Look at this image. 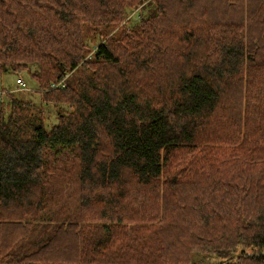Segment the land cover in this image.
Returning <instances> with one entry per match:
<instances>
[{
	"label": "trees",
	"instance_id": "obj_1",
	"mask_svg": "<svg viewBox=\"0 0 264 264\" xmlns=\"http://www.w3.org/2000/svg\"><path fill=\"white\" fill-rule=\"evenodd\" d=\"M22 71L0 264H264V0H0Z\"/></svg>",
	"mask_w": 264,
	"mask_h": 264
},
{
	"label": "rangeland",
	"instance_id": "obj_2",
	"mask_svg": "<svg viewBox=\"0 0 264 264\" xmlns=\"http://www.w3.org/2000/svg\"><path fill=\"white\" fill-rule=\"evenodd\" d=\"M140 14H141V11L139 8L130 11L126 18V20L128 19L127 23H130V25H132L133 22L138 20V17ZM105 38H106L105 36H101L98 39L96 38L94 41L91 42V44L95 42L96 40L98 41V40H102ZM16 78H20L22 80V82L27 86L26 90H23V91L16 90V87H15ZM0 81H1L0 85L1 87L4 88V90L9 88L7 90L14 91L17 94V96L20 98L31 99L33 101H37V94H35L34 92V90L38 89L37 83L30 77V75L27 72L22 71L20 74L11 73V72L5 73L0 77ZM55 119H56L55 114L54 113L51 114L49 120L51 122H54ZM195 259L201 262L202 264H208L207 260L204 258L195 256Z\"/></svg>",
	"mask_w": 264,
	"mask_h": 264
},
{
	"label": "built area",
	"instance_id": "obj_3",
	"mask_svg": "<svg viewBox=\"0 0 264 264\" xmlns=\"http://www.w3.org/2000/svg\"><path fill=\"white\" fill-rule=\"evenodd\" d=\"M58 86H60V87L63 86L62 81L51 84V88H55ZM15 87H16V90H19V91H23V90L27 89V86L22 82V80L20 78L15 79ZM3 92H4V88L1 87V85H0V96L3 94Z\"/></svg>",
	"mask_w": 264,
	"mask_h": 264
},
{
	"label": "crops",
	"instance_id": "obj_4",
	"mask_svg": "<svg viewBox=\"0 0 264 264\" xmlns=\"http://www.w3.org/2000/svg\"><path fill=\"white\" fill-rule=\"evenodd\" d=\"M7 89H9V88H7Z\"/></svg>",
	"mask_w": 264,
	"mask_h": 264
}]
</instances>
